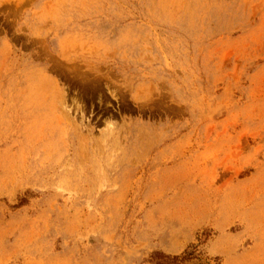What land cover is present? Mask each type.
I'll return each instance as SVG.
<instances>
[{
  "label": "rangeland",
  "instance_id": "rangeland-1",
  "mask_svg": "<svg viewBox=\"0 0 264 264\" xmlns=\"http://www.w3.org/2000/svg\"><path fill=\"white\" fill-rule=\"evenodd\" d=\"M0 264H264V0H0Z\"/></svg>",
  "mask_w": 264,
  "mask_h": 264
},
{
  "label": "trees",
  "instance_id": "trees-1",
  "mask_svg": "<svg viewBox=\"0 0 264 264\" xmlns=\"http://www.w3.org/2000/svg\"><path fill=\"white\" fill-rule=\"evenodd\" d=\"M171 259H172V260H175V259H176V257H175V256H173V257H171Z\"/></svg>",
  "mask_w": 264,
  "mask_h": 264
}]
</instances>
